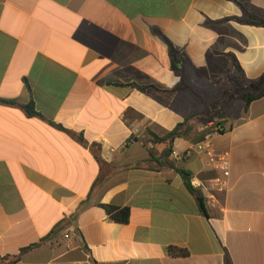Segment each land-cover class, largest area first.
Segmentation results:
<instances>
[{"label": "crops", "instance_id": "0c3cea01", "mask_svg": "<svg viewBox=\"0 0 264 264\" xmlns=\"http://www.w3.org/2000/svg\"><path fill=\"white\" fill-rule=\"evenodd\" d=\"M245 13L264 0H0V264H264V96L226 94L264 73Z\"/></svg>", "mask_w": 264, "mask_h": 264}, {"label": "trees", "instance_id": "16d2710c", "mask_svg": "<svg viewBox=\"0 0 264 264\" xmlns=\"http://www.w3.org/2000/svg\"><path fill=\"white\" fill-rule=\"evenodd\" d=\"M245 16H246V20L243 21L245 24L260 26V27L264 28V20L258 19L256 17L250 15V14H247V13H245ZM168 53L171 56V66H172V68L175 69V60L173 59L175 52L169 44H168ZM235 66H236V70L239 71V68L237 67V65H235ZM231 84H232V89L230 91L226 92V94H228L232 97L241 99L244 102V111L247 109L250 102L264 96V73H262L258 78L250 81L247 84H245L244 81H242L239 78L238 79H232ZM1 102L10 103V104L13 103L11 101H1ZM22 108L24 109L26 114L29 116L37 115V113L34 112L32 102H29L28 104L22 106ZM186 123H187V119L184 120V122L178 124L174 129H172L170 132L166 133L162 137H158V136L154 135L153 133H151L152 142L160 143V142H164V141H171L175 137L184 136V134L187 130ZM208 133H209V130L204 131L203 134H201V136H199L197 138V140H199V141L203 140V137ZM177 172L180 173L181 176L183 177L184 186L192 194H195L196 192L190 186L188 175L181 170H177ZM195 200L198 204V207L200 209L201 214L206 216L207 215L206 209H205L204 201H203L202 197L198 194H195ZM100 207L104 210V212L109 216V218L113 222L119 223V224H125L128 221V216H129L128 208H126V207L117 208V207L108 206V205H101ZM33 246L34 245L22 249L20 251V253L25 252L26 250L32 248ZM171 251L175 252L176 254L181 255V256L186 255V252L184 250H178V251L171 250ZM18 258H19L18 255L13 256V257H5L4 258L5 262L3 264H13V263L17 262Z\"/></svg>", "mask_w": 264, "mask_h": 264}, {"label": "built area", "instance_id": "2783aa9c", "mask_svg": "<svg viewBox=\"0 0 264 264\" xmlns=\"http://www.w3.org/2000/svg\"><path fill=\"white\" fill-rule=\"evenodd\" d=\"M218 130V129H217ZM208 137H205L203 141L195 144V149L198 150V151H204L206 153H209L211 151L210 149V145L208 144L207 142V139ZM170 157L172 158H179V155L176 153V151H171L170 152ZM218 162H220L223 166H226L227 162L225 161L224 158L222 157H219L218 159ZM223 175L226 176L227 175V172L224 171L223 172ZM66 237V236H65Z\"/></svg>", "mask_w": 264, "mask_h": 264}]
</instances>
